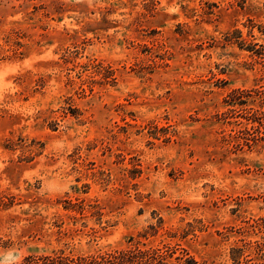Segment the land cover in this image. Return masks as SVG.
<instances>
[{
    "label": "rangeland",
    "instance_id": "obj_1",
    "mask_svg": "<svg viewBox=\"0 0 264 264\" xmlns=\"http://www.w3.org/2000/svg\"><path fill=\"white\" fill-rule=\"evenodd\" d=\"M237 29L264 44V0H0V264L137 240L264 264V143L220 116L264 85Z\"/></svg>",
    "mask_w": 264,
    "mask_h": 264
},
{
    "label": "trees",
    "instance_id": "obj_2",
    "mask_svg": "<svg viewBox=\"0 0 264 264\" xmlns=\"http://www.w3.org/2000/svg\"><path fill=\"white\" fill-rule=\"evenodd\" d=\"M264 33V30H262ZM237 35H227V40L235 39L241 48L253 51L260 57L264 56V44L258 42L246 43L242 38L241 31L235 30ZM252 33V32H251ZM97 73H100L104 79L112 77L114 70L111 66H104L102 62L94 65ZM115 78V77H113ZM231 105L227 112H223L220 116L227 117H244L247 123L238 122V128H233L234 137L237 142L236 146H248L253 148L264 143V85L252 88H236L232 90L226 99ZM257 103V104H255ZM243 105L245 108L237 109L236 105ZM253 104V105H252ZM257 105V106H256ZM242 124V125H241ZM160 128L154 124L150 130L151 135L158 138ZM166 135V134H163ZM168 139V137H167ZM69 201V205L74 207L76 203ZM68 206V207H70ZM80 210L83 209L79 204ZM254 228L264 232V216L255 219L251 224ZM163 228V219L159 218L157 224H150L148 229L139 234L148 238L150 235L157 234ZM134 238L132 237V241ZM257 252L264 256V237L255 242ZM237 254L234 259L241 264L240 257L242 249L236 248ZM195 258L189 251L175 242H162L160 245H148L146 242L137 240L132 242L130 246L123 248H115L105 252L90 254H69L65 250L54 251L47 254H29L16 264H196Z\"/></svg>",
    "mask_w": 264,
    "mask_h": 264
}]
</instances>
